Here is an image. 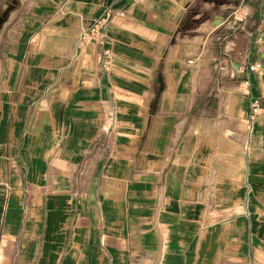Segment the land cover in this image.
Listing matches in <instances>:
<instances>
[{
  "label": "crops",
  "instance_id": "0c3cea01",
  "mask_svg": "<svg viewBox=\"0 0 264 264\" xmlns=\"http://www.w3.org/2000/svg\"><path fill=\"white\" fill-rule=\"evenodd\" d=\"M0 264H264V0H0Z\"/></svg>",
  "mask_w": 264,
  "mask_h": 264
},
{
  "label": "built area",
  "instance_id": "2783aa9c",
  "mask_svg": "<svg viewBox=\"0 0 264 264\" xmlns=\"http://www.w3.org/2000/svg\"><path fill=\"white\" fill-rule=\"evenodd\" d=\"M234 18H235V16H234ZM232 47H234V45L231 46L230 48H225L224 53L228 54L232 50ZM106 55H107V52L104 51L103 56H106ZM103 56H102V59H103ZM189 63H192V62L189 61ZM245 83H246V85H248L249 84L248 80H245ZM259 111H260V108H259L257 101L254 98H252V100L249 104L248 118H247V121L245 122L247 132L250 133L251 127H252V122L256 118V116L259 114Z\"/></svg>",
  "mask_w": 264,
  "mask_h": 264
}]
</instances>
